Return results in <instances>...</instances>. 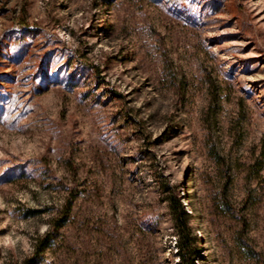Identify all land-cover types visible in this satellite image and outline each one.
<instances>
[{"label":"rangeland","instance_id":"obj_1","mask_svg":"<svg viewBox=\"0 0 264 264\" xmlns=\"http://www.w3.org/2000/svg\"><path fill=\"white\" fill-rule=\"evenodd\" d=\"M264 264V0H0V264Z\"/></svg>","mask_w":264,"mask_h":264},{"label":"trees","instance_id":"obj_2","mask_svg":"<svg viewBox=\"0 0 264 264\" xmlns=\"http://www.w3.org/2000/svg\"><path fill=\"white\" fill-rule=\"evenodd\" d=\"M166 199L171 211L177 234V253L181 264H197L200 249L197 237L191 226V214L186 211L180 192L172 193L166 189Z\"/></svg>","mask_w":264,"mask_h":264}]
</instances>
